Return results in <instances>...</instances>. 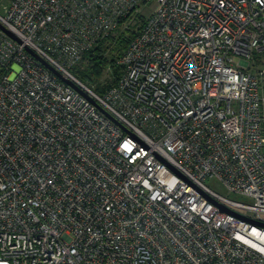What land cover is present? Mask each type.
<instances>
[{"label":"built area","instance_id":"2783aa9c","mask_svg":"<svg viewBox=\"0 0 264 264\" xmlns=\"http://www.w3.org/2000/svg\"><path fill=\"white\" fill-rule=\"evenodd\" d=\"M262 86L264 0H0V264H264Z\"/></svg>","mask_w":264,"mask_h":264},{"label":"rangeland","instance_id":"374dc122","mask_svg":"<svg viewBox=\"0 0 264 264\" xmlns=\"http://www.w3.org/2000/svg\"><path fill=\"white\" fill-rule=\"evenodd\" d=\"M141 13L140 15H137L135 17H132L128 20H126L125 22H123L117 29L116 31L112 34V35H118L121 32H124L125 37H130V40L132 39V37L137 33V31L139 30L143 20H144V16L147 14L148 12V7H141ZM104 55L112 62L105 67L104 69H102L101 73L98 75H93L91 77H89V79H87L86 84L91 87L93 90H102L103 87L110 83H112L116 76H117V72H119V57L121 55L122 50L119 49L118 47L115 46L114 43L111 42V40L106 39L104 42ZM259 67V64L256 63L255 67L252 70H257ZM260 94L262 95V97H264V87L262 86V88L260 89ZM262 111H263V116H264V100L262 103ZM263 128H264V119H263ZM206 183L212 187L213 189H215L216 191L225 194L226 191L225 189L222 187V185L215 181V180H206Z\"/></svg>","mask_w":264,"mask_h":264},{"label":"trees","instance_id":"16d2710c","mask_svg":"<svg viewBox=\"0 0 264 264\" xmlns=\"http://www.w3.org/2000/svg\"><path fill=\"white\" fill-rule=\"evenodd\" d=\"M106 39L111 40V42L114 43L115 46L121 49L122 51L127 47L128 43L130 42V37H125L124 32H121L118 35H109L105 38L100 39L92 49L88 50L83 55L80 61L75 63L69 69V71L82 83L86 84L87 79H89V77L100 74L102 69L107 67L110 63L112 64V62L104 55V50L106 47H104L103 42ZM119 69L120 70L119 72H117V76L112 83L106 85V87L104 86L102 90L98 89L94 91L98 94H101L109 86H111L121 74V65H119Z\"/></svg>","mask_w":264,"mask_h":264},{"label":"water","instance_id":"95a60500","mask_svg":"<svg viewBox=\"0 0 264 264\" xmlns=\"http://www.w3.org/2000/svg\"><path fill=\"white\" fill-rule=\"evenodd\" d=\"M43 63L50 69L52 70L59 78H61L64 82L72 85L74 88H76L77 90H79L82 94H84L86 97H88L92 102H94L95 104L96 101L90 97L88 94H86L83 90H81V88L74 83L73 81H71L68 77H66L65 75H63L61 72H59L58 70H56L53 66H51L49 63H47L46 61L43 60ZM97 106L104 112H106L100 105L97 104Z\"/></svg>","mask_w":264,"mask_h":264}]
</instances>
